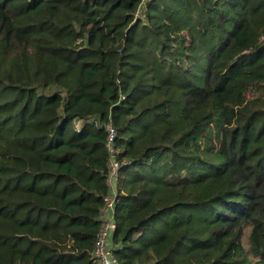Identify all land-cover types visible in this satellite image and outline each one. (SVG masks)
<instances>
[{
	"label": "trees",
	"instance_id": "1",
	"mask_svg": "<svg viewBox=\"0 0 264 264\" xmlns=\"http://www.w3.org/2000/svg\"><path fill=\"white\" fill-rule=\"evenodd\" d=\"M140 7L0 0V264H95L111 160L117 264H264V0Z\"/></svg>",
	"mask_w": 264,
	"mask_h": 264
},
{
	"label": "built area",
	"instance_id": "2",
	"mask_svg": "<svg viewBox=\"0 0 264 264\" xmlns=\"http://www.w3.org/2000/svg\"><path fill=\"white\" fill-rule=\"evenodd\" d=\"M149 0H141V7L138 8L136 13L134 14V19L141 18L145 20L144 13ZM117 134L115 128L112 124H108L107 126V146L110 151H114L113 143L116 139ZM119 164L117 161H110V176L111 183L114 184V179L117 174V169ZM116 188V185H115ZM114 190L116 191V189ZM115 191L109 195L104 197V206L101 211V224L99 231L96 235V239L94 242L93 250H92V259L95 264H117V259L114 254L115 244L113 243V236L117 229V224L114 219V206L116 201V193Z\"/></svg>",
	"mask_w": 264,
	"mask_h": 264
},
{
	"label": "rangeland",
	"instance_id": "3",
	"mask_svg": "<svg viewBox=\"0 0 264 264\" xmlns=\"http://www.w3.org/2000/svg\"><path fill=\"white\" fill-rule=\"evenodd\" d=\"M173 8H174V6H173ZM148 9H149V13H150L152 18H154V19H158L159 18V11H160V5L159 4H156V3L152 2L149 5ZM114 184H116V179H114ZM244 247L247 250L248 243H247V241L245 239H244Z\"/></svg>",
	"mask_w": 264,
	"mask_h": 264
},
{
	"label": "clouds",
	"instance_id": "4",
	"mask_svg": "<svg viewBox=\"0 0 264 264\" xmlns=\"http://www.w3.org/2000/svg\"><path fill=\"white\" fill-rule=\"evenodd\" d=\"M116 184H117V174H116ZM116 184H115V185H116Z\"/></svg>",
	"mask_w": 264,
	"mask_h": 264
},
{
	"label": "crops",
	"instance_id": "5",
	"mask_svg": "<svg viewBox=\"0 0 264 264\" xmlns=\"http://www.w3.org/2000/svg\"><path fill=\"white\" fill-rule=\"evenodd\" d=\"M115 179H116V177H115Z\"/></svg>",
	"mask_w": 264,
	"mask_h": 264
}]
</instances>
